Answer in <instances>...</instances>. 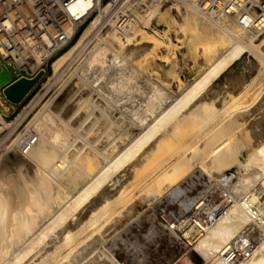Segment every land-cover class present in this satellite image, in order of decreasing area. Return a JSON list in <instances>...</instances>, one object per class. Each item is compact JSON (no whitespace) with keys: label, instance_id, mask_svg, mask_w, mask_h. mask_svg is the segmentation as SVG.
<instances>
[{"label":"bare ground","instance_id":"bare-ground-1","mask_svg":"<svg viewBox=\"0 0 264 264\" xmlns=\"http://www.w3.org/2000/svg\"><path fill=\"white\" fill-rule=\"evenodd\" d=\"M87 5L77 0L71 10L81 16ZM167 9L154 3L148 18ZM105 11L106 7L101 8L77 40L51 61L50 76L62 71ZM180 13L181 29L199 39L203 53L213 54L210 63L180 92L173 94L157 85L143 89L137 84V64L130 65L136 55L163 42L142 29L128 35L112 29L110 36L94 44L80 72L90 82L91 92L102 93L105 106L84 91L68 110L58 103L41 106L29 118L36 142L25 154L15 151L0 161V264H80L88 256L82 264H120L102 248L98 254L94 250L112 234H119L129 224L128 217L143 213L145 204L137 201L132 190L141 184L136 192L143 203L149 202L195 171L208 176L210 186H219L224 200L220 205L204 204L206 196L200 192L188 207L199 208L202 214L218 211L213 221L206 226L192 223L188 214L169 224L192 243L184 254V264L193 260L196 264H228L225 253L235 243L238 249L250 244L247 257L238 264H264V236L256 238L252 233L257 229L264 233V85L253 91L247 105H240L242 98L238 104L264 74V36L255 42L254 33L233 21L206 20L189 10ZM137 34L145 43L124 49L126 41ZM110 38L123 41L119 49L107 44ZM246 52L255 60H242ZM135 99L137 106L132 103ZM46 101L40 104L45 106ZM114 105L125 107L139 126L138 132L129 135L130 129L129 134L125 127L120 129V116L114 121L109 114ZM0 110L8 112L1 96ZM95 110L108 122L99 124ZM239 113L249 121L245 134L236 139L243 130ZM21 114H15L14 121ZM202 140L204 145L199 147ZM243 148L247 156L239 160ZM231 163L235 171L225 174L224 167ZM22 164L24 168H20Z\"/></svg>","mask_w":264,"mask_h":264},{"label":"rangeland","instance_id":"rangeland-1","mask_svg":"<svg viewBox=\"0 0 264 264\" xmlns=\"http://www.w3.org/2000/svg\"><path fill=\"white\" fill-rule=\"evenodd\" d=\"M164 7L168 9L165 10L161 15L158 14L159 16L157 15L156 19L160 26L164 29L165 34L160 37L149 31L144 32V34L148 32L146 35L152 34L154 37H157L161 42H163V44L161 43L162 45L160 44L158 46H152L153 48H147L144 53L142 52L136 55V57L130 61V65H132V67H135V65L137 64L135 68L140 73H138L139 78L137 79V84L139 83V86H141L142 88L144 87L143 89L147 90L148 88H151L152 85H157L158 87H165L169 92L173 94H177L187 84H189L207 66V64L210 63L213 54L203 53V50L200 48V45L197 44L199 39L190 38L189 32L186 30L183 31L181 29L180 24L182 22V17L180 12H186L188 11L187 9L185 10L181 8L182 10L180 9L179 11H177L174 8H169L167 4L163 5V10L165 9ZM112 29L113 27L106 26L101 30H94L88 37V39L80 45L81 47L78 48L76 53L72 55L73 58L71 57L67 61L62 71L57 76H50L51 64L53 62L52 60H54L57 56H59L61 52H63L66 48H68L77 40L78 36L83 30L82 29L68 47L61 51L55 58L50 60V62L48 63L50 65V68L46 71L45 76L39 81V83L31 90V92L25 97V99L21 103L11 104L9 102L4 101L8 105V112H3L5 115V120L7 122H12L9 129L5 131V133L9 135V139H13L11 141L8 140L11 144H13L14 141L16 143L17 138L19 139L21 136L26 135L25 132H27V135L28 133H34L32 132L33 130L29 126L28 122L31 119L32 115H34V113L38 111L37 109H40L41 106L42 108H45L46 106H55L58 103L64 106L66 110H68L77 104L76 101L80 96L79 92L82 94L84 91L90 92V96L92 99H94L95 101L97 100V103L99 102L105 106L106 103H102L104 101L102 99V93H100L102 95L101 97V95L99 96L98 92H91V88H88L90 87L88 86L90 82L88 81V83H86L87 81L81 78L82 76L80 75V72L82 71L83 67H86V61L90 56V53L94 50V44L98 43L99 40L101 41L105 39L106 36H110V32ZM262 35L264 36V33ZM262 35H260L256 39L254 37L255 42H258L259 39L263 37ZM144 40V38H141V36L137 34L136 37H134L132 40L126 41V43L123 45V48L127 49L130 46L137 47L140 44H144ZM119 43L121 44L123 43V41H117L114 38H110V42H107V44L113 49H119ZM223 45L224 44L222 43L221 46L223 47ZM111 52L112 51L108 52V55L111 56ZM242 60H245V62H250L251 60L255 59L253 57V54L246 52L244 53V56H242ZM44 68H46V66ZM167 70H170L171 72H168ZM11 71L13 70L11 69ZM262 75L263 76L260 75V77H258L259 79H255L254 83L248 88V90L242 94V96L238 99V104L241 103L243 100V103H241L240 105H247L251 94L256 92L262 85H264V74ZM82 81H84L86 84ZM49 99H52L51 102ZM46 100L49 103H47ZM135 100L132 101V103L134 102V106H137L138 102L137 100ZM42 101L43 103H45L44 101H46L45 106L43 105V103L40 104ZM129 103L131 104V102ZM129 103L127 105L131 107L133 104L129 105ZM231 105L232 104L229 105L230 108ZM113 107L115 108L110 107L112 111L108 107V109L110 110L109 114L112 115L113 120L115 119L114 121L120 120V126L123 127L120 128L121 130H123L125 127L124 132H128V134L131 130L129 135H133L139 131V126L135 123L136 121L131 116H129L130 114L125 109V107L121 105H114ZM84 108L86 107L83 106L81 108V112L83 114L85 112L86 114L87 112ZM123 109H125L124 112ZM21 112L22 114L19 116V118L14 121L15 114H20ZM118 112H121L122 115L125 114L124 118ZM94 115L100 117L99 124H105L108 122H106L107 119L105 120L104 116L101 117L100 112L98 110L94 111ZM118 115L120 116L119 120ZM239 116L241 119L240 113ZM245 116L246 115H243V119H241L243 122V127L241 128H243L244 132L241 128H239V131L241 129L242 133L239 132L237 134L238 137L236 135V139H240V136H243V133L245 134L246 132V126H248L246 125L248 123L246 121H249V118H245ZM126 118H129L130 120ZM216 120L218 121L219 119ZM211 123L204 129L205 131H207L208 128H211L213 124H215V122H213L212 125ZM26 126L29 127L28 131H26ZM17 133L18 135L21 134L19 135L20 137L17 135ZM204 142V140L200 141V143H198V146L202 147V145H204ZM15 143L11 148V150L13 151L9 150L2 154L0 156V161L4 156L8 154L9 156H13L15 155L13 154L15 153V151L18 153L20 152L16 149ZM20 154L22 153L20 152ZM246 156V149H241L238 155L239 160H245ZM230 165L232 166L229 167ZM230 165L224 167L223 172L225 174H231L235 171V164L231 163ZM24 167V164L20 165V168ZM205 176L206 175L203 174V172H192L189 175L177 180L175 184L168 188V191H166L165 193L158 195L156 198L151 199V201L149 202L144 201V203L143 200H141V195L139 196L140 193L136 192L138 191V188L141 185L138 184L137 187H135L131 193L136 198L138 197L137 201L138 199H140L139 202H142L143 205L145 204L142 210L143 213L140 215L138 214L139 216L137 217H128L127 221H130L128 222L129 224H126L124 228L122 227L121 230L118 231L119 234L115 233V235L112 234L111 237L109 236V239H107L102 245H99L94 250V252L98 254L100 252L98 248L100 247L99 249L102 248V251H105V255H108L109 257L111 256L110 258L114 257V259H112L114 261L116 260L120 262V264H145V262H147V264H184V254L192 246V243L189 242L186 238H183L180 233H176L175 231H173V229L169 227V224L173 223L175 220L180 219L183 215L187 216L188 214H194V217H197L199 214H202L201 209L199 210V208H196L192 210L191 206L188 207L189 201L192 199H196L201 193L206 196L204 204L211 203L220 205L224 200V194L221 188L213 184L212 186H210V179L208 176ZM204 177L206 179H204ZM136 194H138V196ZM145 207L147 208L145 209ZM133 218L135 219L133 220ZM148 234H152L153 237H155V242L151 244V247H146V250L143 251L140 256H138L136 254L135 245H139L140 242L144 241ZM130 248L132 249V251H129ZM94 252L90 255H94ZM90 257L91 256L85 258L80 264L84 263V261L86 262V260H88Z\"/></svg>","mask_w":264,"mask_h":264},{"label":"built area","instance_id":"built-area-1","mask_svg":"<svg viewBox=\"0 0 264 264\" xmlns=\"http://www.w3.org/2000/svg\"><path fill=\"white\" fill-rule=\"evenodd\" d=\"M75 1L0 0V64L10 72L9 82L22 76H34L68 47L103 7L106 11L94 30L111 26L118 34L128 35L133 34L135 29H142L161 37L165 31L156 16L148 18L151 7L158 2L160 6L167 4L176 10L187 9L206 20L233 21L242 29L254 33L255 39L264 33V0H82L88 5L81 16L71 10ZM0 95L8 102L1 92ZM11 124L0 110V156L12 148L9 135L5 133ZM36 140L37 136L30 133L21 136L15 147L25 153ZM218 214V211L207 212L198 219L190 214L187 218L191 219L189 222L196 221L206 226ZM200 224L197 226L202 232ZM252 233L256 237L264 235L257 230ZM236 244H232L225 253L228 264H238L248 255L249 243L239 246V249Z\"/></svg>","mask_w":264,"mask_h":264},{"label":"water","instance_id":"water-1","mask_svg":"<svg viewBox=\"0 0 264 264\" xmlns=\"http://www.w3.org/2000/svg\"><path fill=\"white\" fill-rule=\"evenodd\" d=\"M78 35V34H77ZM50 65L47 64L46 68H41L32 77H19L16 80L10 81V72L3 65L0 64V92L11 104L21 103L25 97L31 92V90L39 83V81L45 76Z\"/></svg>","mask_w":264,"mask_h":264},{"label":"snow or ice","instance_id":"snow-or-ice-1","mask_svg":"<svg viewBox=\"0 0 264 264\" xmlns=\"http://www.w3.org/2000/svg\"><path fill=\"white\" fill-rule=\"evenodd\" d=\"M154 242L155 237H153L152 234H148L144 241L140 242L139 245H135L136 254L140 256L142 252L146 250V247H151V244ZM129 251H132V249L130 248ZM145 264H147V262H145ZM191 264H196V262L193 260L191 261Z\"/></svg>","mask_w":264,"mask_h":264}]
</instances>
